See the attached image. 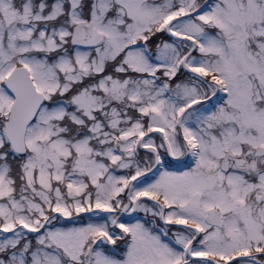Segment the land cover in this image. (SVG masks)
Segmentation results:
<instances>
[{"label":"snow or ice","instance_id":"1","mask_svg":"<svg viewBox=\"0 0 264 264\" xmlns=\"http://www.w3.org/2000/svg\"><path fill=\"white\" fill-rule=\"evenodd\" d=\"M0 264H264V0H0Z\"/></svg>","mask_w":264,"mask_h":264}]
</instances>
